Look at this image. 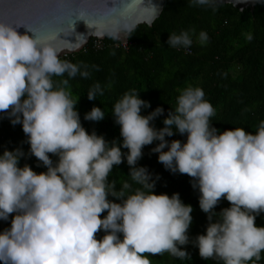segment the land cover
<instances>
[{"label": "clouds", "instance_id": "clouds-1", "mask_svg": "<svg viewBox=\"0 0 264 264\" xmlns=\"http://www.w3.org/2000/svg\"><path fill=\"white\" fill-rule=\"evenodd\" d=\"M191 3L211 6L213 0ZM19 27L0 23V113L22 126L29 154L46 171L21 167L26 155L21 148L0 154V220L11 217L10 227L0 232V264H151L145 253L191 259L183 248L190 242L205 261L247 264L259 258L264 227L255 220L264 213V121L255 132H221L210 123L214 108L204 91L187 87L163 120L164 127L156 129L152 122L164 109L141 115L151 105L132 91L112 107L121 139L109 142L82 126L78 102L54 86L52 76L75 77L79 68L62 62L58 51L36 36L20 34ZM194 36L195 30L172 33L166 43L189 48ZM196 39L205 44L208 35L201 31ZM98 93L103 95L99 84L87 98L95 100ZM105 116L94 106L84 119L98 122ZM177 132L187 134L186 142L165 139ZM154 141L159 142L152 149L158 162L191 177L200 193L199 207L209 223L194 240L188 235L193 207L179 193L155 194L151 174L137 167L142 149ZM125 159L132 180L147 192L125 196L127 182L119 191L109 182L113 167ZM221 198L230 207L217 213ZM100 231L105 234L97 239Z\"/></svg>", "mask_w": 264, "mask_h": 264}, {"label": "trees", "instance_id": "trees-1", "mask_svg": "<svg viewBox=\"0 0 264 264\" xmlns=\"http://www.w3.org/2000/svg\"><path fill=\"white\" fill-rule=\"evenodd\" d=\"M195 30L196 36L201 31L207 33L208 41L200 44L196 36L190 53H184L183 47L172 48L166 41L172 33ZM90 38L85 47L70 53L63 59L76 65L80 72H87V77L77 73L75 77L52 76L54 86L64 88L75 103L82 126L91 134L103 135L109 142L120 140L119 125L111 114L113 105L125 93H139L141 99L150 103V107L141 110V115H148L157 107L164 109L163 115L152 123L156 129L164 127L163 120L171 108L176 107L177 97L187 87H199L204 99L211 103L214 115L210 123L219 131L244 128L255 132L264 121V0L252 9L242 10L213 0L211 6H194L191 0H164L159 16L151 26L139 24L132 30L125 45L112 36L101 39V47L93 48ZM67 80V84L63 83ZM99 84L103 95L89 100L87 93ZM104 110L102 121H87L84 115L93 107ZM166 140L186 142L187 134L178 132ZM22 126L13 125L10 119L0 113V154L5 149L21 148L26 154L20 160V166L28 164L37 173L46 171L34 156L29 154V145ZM158 141L142 149V158L137 167H145L155 182L154 193H179L185 204L193 207L192 223L188 235L190 241L199 234H204L209 223L207 214L199 207V191L192 186V178L186 174L173 173L158 162V154L153 153ZM167 151V148L165 149ZM127 152V149H122ZM53 161L57 157L50 154ZM126 159L114 166L109 174V182H115L116 190L127 182L130 188L125 196L137 190L145 192L141 184L132 180ZM110 200L114 199L109 197ZM119 202V201H115ZM230 203L221 198L215 208L219 213ZM107 213H102V217ZM213 218V222L215 221ZM10 220H0V232L10 227ZM255 224L264 227V213L256 217ZM105 233L96 234L101 239ZM183 248L191 259H179L167 252L158 255L145 253L151 264H221L213 259L205 261L199 256V250L191 242ZM247 264H264V251L259 258L253 257Z\"/></svg>", "mask_w": 264, "mask_h": 264}, {"label": "water", "instance_id": "water-1", "mask_svg": "<svg viewBox=\"0 0 264 264\" xmlns=\"http://www.w3.org/2000/svg\"><path fill=\"white\" fill-rule=\"evenodd\" d=\"M260 1L223 0L239 10ZM163 5L164 0H0V23L20 26V34L36 36L61 56L80 51L90 38L126 42L137 25L151 26Z\"/></svg>", "mask_w": 264, "mask_h": 264}, {"label": "built area", "instance_id": "built-area-1", "mask_svg": "<svg viewBox=\"0 0 264 264\" xmlns=\"http://www.w3.org/2000/svg\"><path fill=\"white\" fill-rule=\"evenodd\" d=\"M101 39H98V38H93L92 41H91V45L93 48H100L101 47ZM122 45H125L123 42H122ZM85 47V46H84ZM182 51L184 53H190L191 52V49L190 48H182ZM68 55L67 53L66 54H62L61 56H59V59L62 61V62H66L63 57L65 58V56Z\"/></svg>", "mask_w": 264, "mask_h": 264}, {"label": "rangeland", "instance_id": "rangeland-1", "mask_svg": "<svg viewBox=\"0 0 264 264\" xmlns=\"http://www.w3.org/2000/svg\"><path fill=\"white\" fill-rule=\"evenodd\" d=\"M127 42V41H126ZM126 42H124V44H126Z\"/></svg>", "mask_w": 264, "mask_h": 264}]
</instances>
